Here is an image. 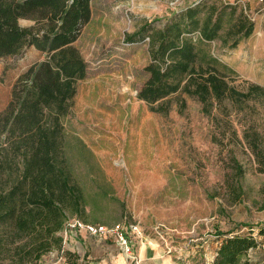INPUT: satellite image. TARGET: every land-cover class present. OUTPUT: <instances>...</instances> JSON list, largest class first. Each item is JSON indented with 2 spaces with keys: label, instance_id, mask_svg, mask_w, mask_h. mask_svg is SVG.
<instances>
[{
  "label": "rangeland",
  "instance_id": "obj_1",
  "mask_svg": "<svg viewBox=\"0 0 264 264\" xmlns=\"http://www.w3.org/2000/svg\"><path fill=\"white\" fill-rule=\"evenodd\" d=\"M200 1L238 5L254 20L253 32L234 48L220 39L196 44L228 66L230 71L219 69L237 87L245 82L264 87V0H92L91 19L75 41L87 75L78 81L63 118L61 158L87 201L85 212L68 213V221L122 224L131 229L134 244L159 243L174 264H213L225 237L219 232L253 230L262 246L250 256L264 255V235L258 233L264 225V172L244 135L254 122L264 136L262 109L252 114L230 107L208 115L200 101L175 94L169 110L159 112L138 97L149 77L150 37L128 41V35L149 24L161 28L173 12ZM20 24L33 21L21 19ZM45 57L34 46L0 57V111L19 76ZM67 236L63 232V251L30 263L65 255ZM19 243L0 231V264L20 260Z\"/></svg>",
  "mask_w": 264,
  "mask_h": 264
},
{
  "label": "trees",
  "instance_id": "obj_2",
  "mask_svg": "<svg viewBox=\"0 0 264 264\" xmlns=\"http://www.w3.org/2000/svg\"><path fill=\"white\" fill-rule=\"evenodd\" d=\"M91 2L0 0V57L19 55L30 46L46 53L45 59L19 76L7 106L0 111V231L11 242L20 241L16 254L21 258L12 264H31L53 250L63 251L68 213L85 212V196L71 182L61 153L63 118L69 113L78 81L87 75L88 64L75 41L91 19ZM237 6L225 1L193 2L173 12L161 28L149 24L128 35V41L150 37L149 77L138 97L159 112L169 110L171 96L185 94L200 101L208 115L214 109L228 112L230 107L248 108L252 114L261 108L264 113L263 86L245 82L237 87L219 69H229L227 65L197 48V42L216 39L234 48L253 32L254 20ZM21 19L33 24L22 26ZM149 30L152 33L147 35ZM184 101L178 100L180 105ZM244 135L264 172L263 134L252 122ZM252 231L219 232L225 237L213 264H264V255L250 256V251L262 246ZM258 233L264 235V225ZM64 256L68 264H77L76 254Z\"/></svg>",
  "mask_w": 264,
  "mask_h": 264
},
{
  "label": "crops",
  "instance_id": "obj_3",
  "mask_svg": "<svg viewBox=\"0 0 264 264\" xmlns=\"http://www.w3.org/2000/svg\"><path fill=\"white\" fill-rule=\"evenodd\" d=\"M65 249L76 254L77 264H174L168 252L156 242H135L134 255L130 258L113 239L92 236L85 230H74L66 238ZM63 254H52L44 264H68Z\"/></svg>",
  "mask_w": 264,
  "mask_h": 264
},
{
  "label": "built area",
  "instance_id": "obj_4",
  "mask_svg": "<svg viewBox=\"0 0 264 264\" xmlns=\"http://www.w3.org/2000/svg\"><path fill=\"white\" fill-rule=\"evenodd\" d=\"M85 230L92 236L102 238H113L121 250L126 253L130 258L134 255L135 244L132 240L131 229L126 228L122 224H116L114 226H107L100 223H86L80 220L67 221L63 232L65 235H69L74 230ZM135 264H140V258L134 257Z\"/></svg>",
  "mask_w": 264,
  "mask_h": 264
}]
</instances>
